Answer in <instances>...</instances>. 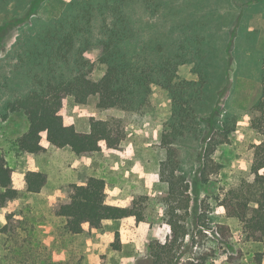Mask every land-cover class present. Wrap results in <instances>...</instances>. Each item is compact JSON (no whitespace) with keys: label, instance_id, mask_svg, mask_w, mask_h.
I'll return each mask as SVG.
<instances>
[{"label":"rangeland","instance_id":"1","mask_svg":"<svg viewBox=\"0 0 264 264\" xmlns=\"http://www.w3.org/2000/svg\"><path fill=\"white\" fill-rule=\"evenodd\" d=\"M71 1L46 0L39 15L47 21L58 18ZM133 1L129 15L132 18L134 40L139 41L138 48L143 50L142 56L150 61L146 67L153 66L152 60L158 62L162 56L165 58L178 46L184 45L186 35L211 41L205 48V61L209 65L208 93L200 103L201 127L205 131L198 135L190 134L177 142L182 160L180 171L191 184L198 185H194L190 208L185 215L188 233L178 239L170 252L162 254L163 264H200L197 257L204 254L207 256L204 264H258L256 253L263 249V245L249 241L241 224L234 218H228L220 203L227 190L238 188L244 180L252 183L256 177L245 159V153L253 143L264 140L251 126L252 107L262 92L264 32L249 29L248 15L258 10L264 13V1L258 6L250 4L246 8L250 0ZM28 3V0H0V30H4L3 41L0 42V83L9 80L27 88L30 81L27 82L25 70L15 51L18 25L14 24L9 30L4 28L6 22L16 16L15 9L25 15L24 8ZM94 22V36H102L99 30L101 19L96 18ZM161 43L164 45L163 50L160 48ZM161 51L164 55H160ZM195 51L193 46L187 48L189 53L186 58L194 59ZM86 56L94 64L92 77L99 80L106 70V66L99 61V48L92 45ZM144 65L142 63V67ZM195 67L193 61L181 63L178 68L179 79L198 80L199 74L194 70ZM6 98L3 93L0 110ZM98 103V95L92 96L84 105L77 104L74 96H68L63 107L65 123L75 124L79 131H88L91 118L122 119L127 138L120 150L133 145L146 155L151 162L149 167L160 170V163L166 157L161 138L173 112L170 92L160 84L153 83L149 102L134 111L102 109ZM4 114L5 111L0 112V157H4L16 170L14 186L24 192L23 175L29 170L38 168L48 174V183L42 194H30L14 203L17 217L25 220L19 235L8 237L1 233L5 216L11 208L0 205V258L4 264H152L155 253L161 250H151L150 244L153 241L166 243L173 238L168 223V203L161 202L162 194L168 192V185H155V193L148 202L147 220L158 230L155 239H143L139 246L133 247L132 239L136 231L133 221L129 222L124 236L120 237L121 250L112 247L115 232L105 229L88 233L86 245L79 248L75 237L69 239L60 233L58 227L61 220L54 215L49 203L50 199H61L69 181L75 179L74 174L69 172V159L72 156L69 155V146L51 147V152L31 157L19 153L16 140L28 129V120L22 112H7V117ZM226 119L234 123L235 129L230 141L219 145L213 155L220 165L219 173L203 184L201 172L206 145ZM42 141L47 142V134L43 135ZM42 156L47 158L45 166L37 167ZM133 193L134 188L131 187L129 194ZM219 224H227L231 228V234L226 239L219 232Z\"/></svg>","mask_w":264,"mask_h":264},{"label":"trees","instance_id":"2","mask_svg":"<svg viewBox=\"0 0 264 264\" xmlns=\"http://www.w3.org/2000/svg\"><path fill=\"white\" fill-rule=\"evenodd\" d=\"M28 1L24 8L25 15L15 9L16 16L6 22L4 29L9 30L14 24L18 25L15 51L30 86L21 87L9 80L0 83V97L3 93L7 96L0 112L5 111L4 117H7V112H22L29 123L26 132L16 140L19 153H46L47 149L41 143L44 132L54 147L70 146L77 156L123 146L127 130L122 119L91 118L88 131H79L74 125H67L63 107L68 96H74L77 104L84 105L92 96L98 95V105L102 109L134 111L149 102L153 83L160 84L170 92L173 112L161 138L166 157L160 163V177L161 182L168 185V192L162 194L161 202L168 203V223L173 238L166 243L153 241L150 244L151 250H161L155 253L151 263L163 264L162 254L170 252L178 239L188 233L185 215L190 208L195 184H191L180 171L182 160L177 142L190 134L198 135L205 131L201 127L200 103L208 93L209 65L205 61V48L211 41L186 35L184 45L178 46L165 58L162 56L158 62L152 60L153 66L146 67L150 61L142 56L143 50L138 48L139 41L134 40L133 23L129 15L133 0H72L60 17L50 21L39 15L46 0ZM96 18H100L102 23L99 28L102 36L97 37L94 36ZM3 33L4 30H0V42L3 41ZM92 45L99 48V61L106 66L99 80L92 77L94 64L86 58ZM191 46L196 49L194 59L186 58L189 53L187 48ZM160 48L164 49L162 43ZM162 53L160 55H164ZM185 61L195 63L198 80L179 79L178 68ZM261 84V95L252 107L251 126L264 137V58ZM234 129V123L226 119L209 138L203 156V184L219 173L220 165L213 155L219 145L230 141ZM245 159L256 176L254 182L244 180L238 188H230L222 196L220 204L225 208L228 218H234L241 224L249 241L263 245V249L256 253L258 264H263L264 172L261 170L264 169V140L253 143L245 153ZM15 176V168L4 157H0V205L11 208L5 216L1 233L8 237L19 235L25 223L24 219L17 217L15 201L40 193L48 183L46 172L38 168L29 170L25 175L27 190L23 192L14 186ZM108 189L104 178L90 177L85 183L69 184L61 199H50L54 215L61 220L58 227L60 233L73 239L76 234L102 229L105 220L130 218L137 226L148 219L151 196L142 195L124 205H110L106 203ZM218 227L223 238L230 236L229 225L219 224ZM202 233L206 236L204 230ZM120 237V232H115L112 242L114 250L122 249ZM206 258V254L198 256V263L204 264ZM0 264H4L1 258Z\"/></svg>","mask_w":264,"mask_h":264},{"label":"crops","instance_id":"3","mask_svg":"<svg viewBox=\"0 0 264 264\" xmlns=\"http://www.w3.org/2000/svg\"><path fill=\"white\" fill-rule=\"evenodd\" d=\"M264 0H250L245 8L254 4L258 6ZM246 11H244L245 13ZM249 17V29H260L264 32V13L261 10L252 11ZM247 16L246 14H244ZM69 125H75L69 123ZM47 134L44 132L43 135ZM42 145L47 149V152H51V147H54L48 140L47 142L41 141ZM56 148V147H55ZM46 152V153H47ZM105 153V154H104ZM26 155H39L35 153H24ZM45 154V153H43ZM69 172L71 171L75 179L69 181L71 183H85L90 177L104 178L108 183V195L106 197V203L110 205H124L132 201L138 194L146 192V195L152 196L155 193V185L161 182L160 170H155L154 167H149L148 158L144 153L139 152L135 146L129 145L124 150L107 148L106 151L96 152L92 155L77 156L69 146ZM45 157V156H44ZM41 157L40 163L37 167H44L46 157ZM158 163V162H157ZM25 180V175H23ZM134 188V193L129 194L130 188ZM42 189L40 195L44 192ZM27 190V183L22 188ZM142 190V191H141ZM143 195V194H142ZM129 222H133L130 218L105 220L103 222V228L107 232H120L123 237L124 232L127 229ZM158 230L155 226H151L148 220L141 221L136 226L135 235L132 239L133 247L139 246V243L143 239H155V234ZM95 234V238H96ZM77 247L82 248L86 245L88 233L76 234L75 236ZM157 239V238H156ZM97 241V239H96ZM264 264V261H263Z\"/></svg>","mask_w":264,"mask_h":264}]
</instances>
